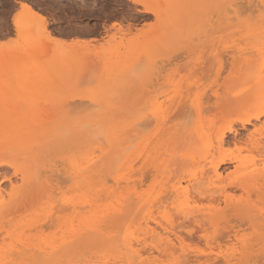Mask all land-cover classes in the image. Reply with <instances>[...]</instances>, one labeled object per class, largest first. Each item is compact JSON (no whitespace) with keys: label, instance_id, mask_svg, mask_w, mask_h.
<instances>
[{"label":"rangeland","instance_id":"374dc122","mask_svg":"<svg viewBox=\"0 0 264 264\" xmlns=\"http://www.w3.org/2000/svg\"><path fill=\"white\" fill-rule=\"evenodd\" d=\"M203 1L200 4L192 0H0V137L5 139L13 133L6 126L10 120H21L28 123L27 126L31 127V133L37 135L44 123L41 120L50 121L59 117L90 119L94 120L93 124L88 123V127L83 126L80 133L73 132L64 135L63 132V137L56 148L54 147L52 153L50 152L45 157L46 159H42L41 162L44 161L47 165L45 168L48 171L47 175L52 166L51 169L56 170L58 175L61 174V178L68 176L66 174L67 167L69 168L68 159L82 158L99 145L107 153L102 156L97 151L98 168L100 170L103 168L101 172L103 180L105 176L111 180L108 182L109 180L105 179V190L122 194L127 189L135 188L139 196L149 195L151 199L149 202H153V199L158 196L164 195L165 197L168 190L179 182L181 188L188 192L190 202L193 198L191 203L194 205L202 209L209 205L222 209L224 208L223 199L210 202L203 196L197 195L196 197L191 185L201 173L209 175L211 168L221 158H225L226 162L218 166L221 178L215 182L214 186L225 188L226 193H229L234 202L247 200L248 196L251 201H257L256 196L259 194L253 191L246 195L241 190H235L233 182L247 171L264 168V161L260 159L256 149L257 141L264 139V130L249 146L240 143L233 144L231 141L233 135L227 134L225 145L220 150L216 148L217 134L215 133L228 124H232L239 133L243 134L252 131L253 127L247 125L241 129L239 119L251 113L247 109L237 108L233 99L235 92L246 82V79L236 74L235 83H230V86L225 89L223 82L232 71L225 65V69L217 77V64L214 58L211 60L212 54L218 50L219 43L227 41L226 36L222 40L211 36L204 42L197 41L196 36H202L199 31L210 29L211 23L219 19L218 15L213 14L219 4L217 0ZM23 2L41 14L42 20L19 15L21 12L19 4ZM17 15L19 21L15 24L13 19ZM212 17L216 19L213 20ZM222 19L219 21H224ZM184 25L187 26L186 30L190 28L189 32H181ZM44 27L49 32L50 39L45 38ZM173 27L174 29L180 28L173 30ZM194 29L196 32L192 34ZM190 36L196 39L193 38L195 41L188 43ZM186 37L189 39H185ZM253 45L244 40L241 41L240 47L247 48L245 52L248 53L254 51V48H251ZM112 85L118 88L113 89ZM213 92L217 93L218 98L213 97ZM216 99L219 100L216 101ZM203 100L204 102L208 100L204 106L208 105L209 109L202 114L201 133L204 139L208 140L206 139L204 145H201L204 149L197 153L200 155L201 164H196L198 159L196 162L187 160L182 163L179 159L189 153V146L182 147L184 130L187 125L190 127V120H193L185 118L188 116L187 106ZM258 105L264 106V94L259 98ZM100 114L104 116L100 117ZM151 116L155 117L157 122L149 121L145 124L146 119L144 118L143 125H137L128 132L127 140L121 147L122 149L128 145V150L123 152L121 161L120 157L112 153L105 139L100 140L99 136L95 137L99 134L98 132L104 133L103 128L101 130L98 127L99 124H94L98 119L121 122V130L124 131L125 126L134 118ZM38 118L40 121H35ZM262 121L264 117L261 121H253V123L260 125ZM198 135L195 133L197 139ZM100 136L104 138L101 133ZM3 139H0V184L6 196L5 201L10 203L8 207H11L13 212L8 220L0 224V247L9 248V245H12V248L17 249L20 245L18 244L20 238L23 242L30 240L35 244L41 242L42 239L61 242V239H64L59 229L70 218L71 212H58V210L51 221L43 219L49 212L50 203H37L39 196L36 188L23 186L20 173L26 165V160L6 148L3 145L5 141ZM131 140L132 144H130ZM147 142L149 152L145 154L144 149H141ZM127 158L131 160L127 163L128 166H123L124 159ZM120 162L123 178L117 185L114 175L119 169ZM147 169L148 172L150 170L149 173ZM144 171L148 176L145 175L146 180L141 184L139 181L143 176L142 178L140 176L144 175L142 173ZM134 172L135 175L138 174L131 175ZM61 180L57 179L61 185L58 201L67 197L66 195L69 198L82 196L84 191L71 179L69 182V178L66 180L68 183ZM126 180L129 181L128 184L125 183ZM214 180L212 179L211 182ZM151 186L152 191L149 189ZM13 188L15 191L20 190L17 197L21 194V198L9 199ZM89 197L93 204L98 206L95 210L99 214V216L97 214L99 217L97 224L105 229L108 228L109 232H121L123 235L124 228L131 219L124 216L121 219L113 218L115 209L110 208L118 206V203L113 204V197L107 198L103 192H90ZM184 198L183 196L180 200ZM261 199L262 201L257 206L259 208V205L263 204L260 208L264 211V198L261 197ZM171 201L168 199L163 203V200L162 204L154 203L155 206L153 204L151 207L150 204L139 206L135 220L142 219L144 215L146 222H150L147 224L160 231L159 224L167 225L171 220L170 216H173L174 209L171 207L173 206ZM123 202L121 200V208L124 206ZM107 211L108 216L105 215ZM81 212L84 213L85 210L82 209ZM230 214L231 212L227 213V215ZM30 220L39 223L35 226H24ZM42 224H46L47 228L43 227L42 232H37L36 226ZM246 228L247 226H243L241 230L249 233L251 230ZM6 231L13 232V234L8 236ZM177 231L181 234L183 232V236H186L188 232L194 234L196 231L197 233L195 228ZM193 237H196V240L191 239V242L189 238L183 237L184 240L188 239L184 242L186 253H189L188 257L195 256L192 259L198 255L208 256L214 253L212 256L214 259L210 263L216 264L215 260L218 259V264H241L248 256H261L262 253L264 256V249L260 247H252L248 252L237 249L234 252L238 254L235 255V260L225 262L223 255L231 251H227L223 243L219 248L216 244L208 245L197 236ZM12 238H14L13 241ZM75 239L78 240V236ZM100 242L102 243V240ZM101 243L94 244L87 249H80L77 253L82 250V256H86L84 259L87 258L89 262L95 264L98 262L125 264L122 259L119 261L118 249L108 251L104 244L103 248L98 246ZM96 249H101V251L95 252ZM144 249L147 247L142 249L143 258L147 257L149 250L144 253ZM215 252L218 255H215ZM180 254L181 252L176 253L175 257ZM153 255L157 264H170L165 257L157 256L156 253ZM258 256L256 260H260ZM91 257H94V262ZM255 259L252 258L250 262L247 260L244 264H258L259 262L256 263ZM202 260H205V256H202L200 262L185 264H205ZM29 262L31 261L27 264H31ZM62 264L66 263L63 261ZM260 264H264V259L260 261Z\"/></svg>","mask_w":264,"mask_h":264},{"label":"bare ground","instance_id":"6f19581e","mask_svg":"<svg viewBox=\"0 0 264 264\" xmlns=\"http://www.w3.org/2000/svg\"><path fill=\"white\" fill-rule=\"evenodd\" d=\"M192 1H196L200 4L204 2L203 0ZM217 2L219 4L215 8V13L213 11L212 12L213 14L218 15V17L215 16L219 18L218 21L212 22L211 20L212 23L210 29H204L202 32L199 31V34H201L203 37L196 36L198 37L197 41L204 42L211 36L215 37L218 40H222L226 36L227 41L219 43L218 50L216 53L212 54L211 60L214 58L217 64V77L220 75L223 69H225V65L230 67V70L232 71L229 74L228 78L223 82V87L225 89L230 86V83H235L236 74L240 75V78L244 80L246 79V82L243 83L239 90L235 92L233 99L235 101L234 104L237 108H244L245 110L247 109L251 113L250 115L241 117L239 119L241 129H244L247 125H251L253 127L252 131L243 134L239 133L232 124H228L225 128H223L222 126L223 129L215 133L217 134L216 148L217 150H220L226 143L225 139L227 134L233 135L231 140L233 144L240 143L249 146L255 140L256 136L264 130V121H262L260 125L253 123V121H261L264 117V106L258 105L259 98L264 94V0H217ZM19 5L21 10L19 15L29 16L31 19H39L40 21L42 20L41 14L36 12L29 4L23 2ZM212 12H210L211 15ZM244 13H246V15ZM247 13L249 14L247 15ZM242 16H246V18H242ZM18 18L19 16L17 15L13 19L15 24L17 21H19ZM221 18H223L222 20L224 21H219ZM212 19L214 20L216 18L212 17ZM187 24L189 25V23ZM174 27L173 30H177L180 28L179 27L174 29ZM182 27L184 29L182 28L181 32H189L188 30L190 28L186 30V25ZM43 29L46 33L45 38L47 37L46 39H50L49 32L46 31L45 27ZM195 32L196 29L193 30L192 34ZM187 38L188 37H186L185 39ZM189 38L188 41L186 40L188 43L194 40L193 38L195 37L191 38L190 36ZM244 40L254 44L253 47H251L254 48V51L246 53L245 51L247 50V48L240 47L241 41ZM102 80L103 79H101V81ZM112 88L117 89L118 87L116 85H112ZM213 97L218 98L216 92H213ZM217 100L219 99H216V101ZM206 102H204V100L198 101L187 106V110H189L187 111L188 116H185V118L193 120H190V127H188L187 125L184 130L182 141V144H184L182 145V147L184 145L189 146V153L179 159V161L182 163L187 160L196 162L198 159V162H196V164H201V158L199 157L200 155H198L197 153L199 150L201 151L204 149L202 146L207 139H204V135L201 133L203 123L202 114L209 109L208 105L204 106V103L207 104ZM211 108L212 107H210V109ZM97 116L99 117V114H97ZM101 116L104 115L100 114V117ZM60 118L61 117L50 121L41 120V122L44 123L41 127L42 130L37 135H33L31 133V127L27 126L28 123H25L21 120H10L6 124V126L8 127L9 131L11 129L13 133L9 134L5 139H3V137H0V139L5 140L3 145H5L6 148L14 151L17 155H21V157L26 160V165L23 166V170L20 173L22 176L21 181L23 186L36 188L39 196L37 197V203H50V209L48 210L49 212L43 219H48L49 221H51V219L56 215L55 212L58 210V212H71L70 218L66 220L59 229L63 233L62 236L64 240L61 239V242L57 243L52 241H45L41 238L44 242L41 241L35 244L30 240H28V242L27 240L23 242L21 238L19 240L17 239L19 241L18 244H20L17 249L12 248V245H9V248L0 247V264H27L28 261H31L29 262L31 264H62L63 261L66 264H78V262L80 264H95L89 262L90 260L88 261L87 258L84 259L86 256H82V250L78 253L77 251L80 249H87L89 247H92V245L94 244L101 243V240L102 243L98 246L100 247L104 244L105 248H107L108 251L118 249L117 256L120 259L119 261H121L122 259L125 264H157L153 253L158 254L157 256L161 255L162 258L165 257L166 259H168L170 264L200 262L199 260L202 259V256H205V260H202L205 264L210 263L214 259L212 258V256H214L213 252V254L208 256L198 255L194 259H192V257H195L194 255L191 256V258L190 256L188 257L187 254L189 253H186L187 250L184 246L185 240L188 239L184 240V238H189L191 242V239L192 241L196 240V237L194 238L193 236H197L208 245L216 244L217 246H219V248H221L220 244L223 243V246H225L227 251H231V253H226L225 255H223L225 262L235 260L234 258L237 253L234 254V252L237 249H242V251L244 252H248L252 247H260L264 249V211L263 208H260L261 206H263V204L259 205V208L257 206V204L262 201L261 197L264 198V168H254L250 171H247L233 182L235 190H241L245 192L246 195H249L253 191L259 194L258 196H256L257 201L254 202L251 201L250 196L247 197V200L245 199L244 201L234 202L231 200L229 193H226L225 188H218L214 186L215 182L219 181L221 178V173L218 166L219 164H223L226 162L225 158H221L218 163L211 168L209 175L201 173L200 176L195 178L194 182L191 185L194 189L193 193H196L194 194L196 195V197L197 195L203 196L205 197V199H209L210 202H215L217 200L223 199L224 208L221 209L219 207H211V205H209L207 208L202 209L199 206L194 205L193 203H191L193 202V198L190 202L188 192L185 191V189L181 188L179 182L177 183V185L171 187V190H168L169 192L167 191L168 193L165 195V197L164 195L161 197L158 196L153 199V202H149L151 200L149 199V195L147 197L139 196L135 191V188L132 190L127 189L122 194L120 192L118 193L115 191L104 189L105 179H109H107V176L105 175L104 176L106 178L104 180L102 179L103 176L101 175V172L103 171V168L101 170L100 168H98L97 160L99 159V157L96 155V153L97 151H99L102 156H104L107 151L101 149L99 145L93 148L82 158H69V168L67 167L68 170L66 169V174L68 176H63L61 178V174L58 175V172L56 170L51 169L52 166L51 168H49L50 170L48 169L50 173L47 175L48 171L45 170V168H47V165L46 163H44V161H41L42 159H46L45 157L49 155L54 147L56 148L60 139L63 137V132L64 135H66V133L73 132L80 133L83 126L87 125L88 123L93 124L94 122V120L90 119H69L70 117H66V119ZM144 118L146 119L144 120L145 124L149 121L157 122V119L153 116L134 118L130 122V119L126 118L129 119V124L126 125L124 131H122L121 122L115 120L98 119L94 124H99L98 127H100L101 130L103 128L104 133L98 132L99 134L97 133L98 135L94 136H99L100 140L105 139L106 142L109 143L112 153L115 156L120 157L119 160L121 161V159L123 158V152H126L128 150V145H126L125 148L121 149L123 143L127 140L128 132L133 130L137 125H143L144 122L142 120ZM35 121H40V119H35ZM94 127H96V125ZM107 132H109V134H105ZM121 132L123 133L122 135ZM100 133L103 134L104 138L100 136ZM195 133L197 135L199 134L198 139L196 138ZM76 142H78V140ZM130 144H132V140L130 141ZM256 144L257 153L260 159L264 161V139L262 141L258 140ZM66 145L68 146V143H66ZM200 146L202 147V149ZM148 148L149 143L147 142L144 144L141 150L144 149L146 154L147 152H149ZM67 154L69 155V153ZM118 157L116 159H118ZM130 160V158L124 159L123 166L127 165ZM138 160H140V158L137 159V161ZM138 162L135 163L138 164ZM58 166L59 165H57V167ZM41 168H44V170H40ZM146 171L148 172V169ZM124 173H122V175ZM142 173H144V175H141L140 178H142V176L143 178L139 181L141 184H143L142 181L144 182V180H146V176H148L147 173L145 174V171ZM137 174L138 173H136V175ZM131 175H135V172ZM114 176L115 183L119 185L121 183V179L123 178L121 176V162L119 163V169L116 170V175ZM57 179H59V181L60 179H62L61 181L68 180V182L71 179L75 185H77L79 188H81V190L84 191L82 196L79 198L70 196L71 198H69V196L66 195L67 197H64L63 199L61 198L62 200L58 201V196L61 192L59 191L61 185L60 182L57 181ZM212 179L215 180L211 182ZM127 180L125 181L126 184L129 183V181ZM108 182H111V180H109ZM149 189L151 190L152 186ZM18 191L20 190L15 191L13 188V192L9 195V199H15L17 197V194H19ZM90 192H103V194L107 198L113 197V204L118 203V206L112 205L113 208L109 207L111 210L115 209V212L113 210V218L121 219V217L124 216L131 219L129 224L125 226L123 235H121V232H109L110 230L108 231L107 227V229H105L104 227H102V225L97 224L99 217H97L98 213L95 210L98 209V206H95L91 200V197H89ZM183 196L185 198L181 201L180 199ZM19 198H21V194L16 199ZM168 199L172 200L171 204L173 206L171 207L174 209V213L173 216L170 214L172 217L170 216L171 220L167 225L159 224L160 231H157V228H151L149 226L150 224H147L149 221L146 222V217L144 215L142 219L139 218V220H135L137 211H139L140 209L139 206L150 204L151 207L154 203L162 204L163 200V203H165V201ZM205 199L203 198V200ZM5 200L6 196H4L0 184V224H3L4 221L8 220L9 216H11V213L13 212V209L11 207H8L10 203ZM121 200L124 201V206L122 208ZM153 206H155V204ZM82 209L85 210L84 213L81 212ZM228 212H231V214L227 215ZM100 213L102 214V212ZM105 213V215H107L108 211ZM147 216L150 215L147 214ZM48 220L46 221L47 224L49 222ZM38 223L39 222H35V220H30V222L25 223L24 226H35ZM42 225L36 226L35 229L37 232H42L43 227L47 228V226H45L46 224ZM243 226H247L248 230L251 231L249 233H244V231L241 230V227ZM187 228H195L197 230V233L196 231H194V234L196 235L188 232L186 236H183V232L181 234L177 231L179 229ZM29 231L31 230L29 229ZM12 234L13 232L6 231V235L11 236ZM76 236H78V240L75 239ZM13 239L14 238H12V241ZM7 245L8 244H6V246ZM144 247H147V249H144V253L149 249L146 254L147 257L145 258H143L142 255V249ZM101 248H103V246ZM96 251L99 252L101 251V249H96L95 252ZM178 252H181V254L175 257L176 253ZM262 254L261 256L257 255L258 258L260 257V260L255 259L257 258V256L251 255V257L248 256V258L241 264H244L247 260H249L250 262L252 258L255 259L256 263L259 262L258 264H260V261L264 259L262 258L264 257ZM215 255H218V253H216ZM91 258L93 259L94 257ZM95 258L98 259L96 255ZM217 260H215L216 264H218ZM99 263L100 262H98V264ZM103 264H106V262H104Z\"/></svg>","mask_w":264,"mask_h":264}]
</instances>
